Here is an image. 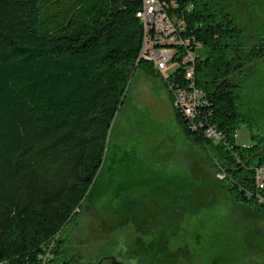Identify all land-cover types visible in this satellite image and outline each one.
I'll return each mask as SVG.
<instances>
[{"label":"trees","instance_id":"trees-1","mask_svg":"<svg viewBox=\"0 0 264 264\" xmlns=\"http://www.w3.org/2000/svg\"><path fill=\"white\" fill-rule=\"evenodd\" d=\"M160 2L191 40L194 87L205 100L193 120L172 104L176 122L214 161L234 202L264 210L255 182L264 145L236 142L248 120L239 76L264 63V32L249 42L216 0ZM140 10L139 0H0V264H78L63 233L83 219L85 206L97 212L93 191L131 75L140 68L161 78L140 58L147 40ZM173 49L180 63L185 52ZM161 80L166 88L188 85L180 65ZM208 128L219 140L205 136ZM150 231L175 236L178 226L157 222ZM165 247L152 260L139 253L142 264H180V249Z\"/></svg>","mask_w":264,"mask_h":264},{"label":"rangeland","instance_id":"rangeland-1","mask_svg":"<svg viewBox=\"0 0 264 264\" xmlns=\"http://www.w3.org/2000/svg\"><path fill=\"white\" fill-rule=\"evenodd\" d=\"M216 2L233 15L249 42L264 32V0ZM245 74L239 79L247 85L250 114L238 126L236 142L262 146L264 64ZM221 178L205 149L182 134L164 81L138 68L93 191L97 212L85 206L83 219L63 235L71 236L78 264H98L104 258L142 264L139 253L152 260L166 245L167 250L180 249V264H264V221L256 218L264 210L234 202L223 189L229 183ZM117 209L128 210V216ZM157 222L176 224L177 235L151 234ZM132 254L135 258L129 260Z\"/></svg>","mask_w":264,"mask_h":264},{"label":"built area","instance_id":"built-area-1","mask_svg":"<svg viewBox=\"0 0 264 264\" xmlns=\"http://www.w3.org/2000/svg\"><path fill=\"white\" fill-rule=\"evenodd\" d=\"M136 16L144 21V32H147V40L142 45L143 59L152 64L153 69L166 80L176 70L177 65L183 66L188 85L181 87L178 84L169 83L167 91L173 106L178 107L188 119L193 120L197 108L205 104V100L204 94L194 87V55L188 49L191 40L179 34L184 30L182 23L168 13L167 6L160 0H141V10ZM176 47H182L185 52L180 63L173 62L176 52H172V49ZM170 70L172 72L167 74ZM205 136L219 140L218 134L212 128L205 130ZM255 182L258 189H264V165L256 169Z\"/></svg>","mask_w":264,"mask_h":264},{"label":"crops","instance_id":"crops-1","mask_svg":"<svg viewBox=\"0 0 264 264\" xmlns=\"http://www.w3.org/2000/svg\"><path fill=\"white\" fill-rule=\"evenodd\" d=\"M263 64H264L263 62L260 63V65H263ZM245 97H247V92H246ZM246 108L248 109L247 110V118H249L250 111H249V107H248L247 103H246Z\"/></svg>","mask_w":264,"mask_h":264},{"label":"water","instance_id":"water-1","mask_svg":"<svg viewBox=\"0 0 264 264\" xmlns=\"http://www.w3.org/2000/svg\"><path fill=\"white\" fill-rule=\"evenodd\" d=\"M98 264H101V261H99ZM111 264H122V263L117 262L114 258H112L111 259Z\"/></svg>","mask_w":264,"mask_h":264},{"label":"bare ground","instance_id":"bare-ground-1","mask_svg":"<svg viewBox=\"0 0 264 264\" xmlns=\"http://www.w3.org/2000/svg\"><path fill=\"white\" fill-rule=\"evenodd\" d=\"M140 1V3H141V0H139ZM141 22H142V24H143V28H144V31H145V23H144V21L143 20H141V18L139 17V16H136ZM145 33H147V32H145ZM146 41V40H145ZM144 45V44H143Z\"/></svg>","mask_w":264,"mask_h":264},{"label":"flooded vegetation","instance_id":"flooded-vegetation-1","mask_svg":"<svg viewBox=\"0 0 264 264\" xmlns=\"http://www.w3.org/2000/svg\"><path fill=\"white\" fill-rule=\"evenodd\" d=\"M104 261L109 262V264H111V261H109L107 258L102 259V260H101V264H102Z\"/></svg>","mask_w":264,"mask_h":264}]
</instances>
